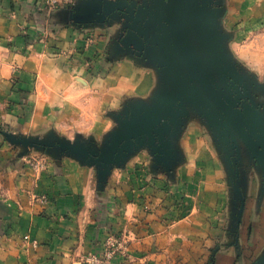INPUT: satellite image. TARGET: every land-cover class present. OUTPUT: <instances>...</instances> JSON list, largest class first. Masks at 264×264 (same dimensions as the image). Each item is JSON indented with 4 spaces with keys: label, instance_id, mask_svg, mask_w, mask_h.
<instances>
[{
    "label": "crops",
    "instance_id": "1",
    "mask_svg": "<svg viewBox=\"0 0 264 264\" xmlns=\"http://www.w3.org/2000/svg\"><path fill=\"white\" fill-rule=\"evenodd\" d=\"M176 24L264 152V0H75L57 8L0 0V264H81L96 246L86 217L92 167L83 123L123 129L120 115L132 114L131 124H147L160 88L181 66ZM194 122L160 126L177 162L190 161ZM24 142L50 160L37 178L24 167ZM238 158L217 237L215 213L194 209L174 233L159 234L158 248L142 239L144 264L264 257V165L251 154Z\"/></svg>",
    "mask_w": 264,
    "mask_h": 264
},
{
    "label": "rangeland",
    "instance_id": "2",
    "mask_svg": "<svg viewBox=\"0 0 264 264\" xmlns=\"http://www.w3.org/2000/svg\"><path fill=\"white\" fill-rule=\"evenodd\" d=\"M153 103V115L140 127L130 123L137 118L132 114L120 115L119 126L122 121L127 124L123 129L95 131L94 122L83 123L92 167L86 217L94 221L91 231L99 238L81 264H144L142 239L151 250L158 248L159 234L174 233L172 226L194 209L210 218L209 212L215 213L217 237L232 167L240 155L257 157L256 147L244 139L242 120L236 114V119L225 115L189 68H178ZM175 120L196 121L198 126L186 140L190 161L177 162L169 154L174 146L161 139V124ZM102 122L103 128L111 126L110 120ZM64 132L70 136L74 129ZM34 149L24 142V167H31L37 178L50 160ZM214 242L212 251L218 247ZM211 255L206 264H216L215 254Z\"/></svg>",
    "mask_w": 264,
    "mask_h": 264
},
{
    "label": "water",
    "instance_id": "3",
    "mask_svg": "<svg viewBox=\"0 0 264 264\" xmlns=\"http://www.w3.org/2000/svg\"><path fill=\"white\" fill-rule=\"evenodd\" d=\"M174 42L176 43L177 48H178L179 53H180L181 66L178 68H183V67L189 68L192 75L196 79H198V81L202 84V86L205 87L209 91L210 95L216 101L219 109L225 115H227L230 119H232V118L236 119L234 117L236 113L223 100V98L220 94V91L217 88L216 84L213 82L211 77L206 73V71L201 66L200 60H199L197 54L192 49V46H191L190 41H189V37L186 35L183 27H181L180 25H177V24L175 26ZM159 92H160V90H159ZM240 127L242 128V132L244 134L245 141L248 143H251L253 146L256 147L255 150L257 152V157L262 161V163L264 165V152L260 149V147H258L254 143L252 136L246 130L245 125L242 121L240 123ZM255 264H264V257L260 258Z\"/></svg>",
    "mask_w": 264,
    "mask_h": 264
},
{
    "label": "built area",
    "instance_id": "4",
    "mask_svg": "<svg viewBox=\"0 0 264 264\" xmlns=\"http://www.w3.org/2000/svg\"><path fill=\"white\" fill-rule=\"evenodd\" d=\"M74 1L75 0H45V3L49 8H57L62 4H74ZM43 199L45 200L46 198ZM25 238H29V236L26 235ZM34 243H36V241H34Z\"/></svg>",
    "mask_w": 264,
    "mask_h": 264
}]
</instances>
